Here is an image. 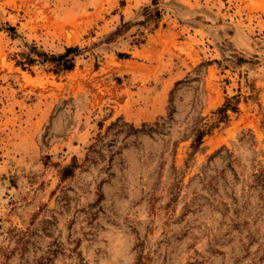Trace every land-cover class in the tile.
<instances>
[{
	"label": "rangeland",
	"instance_id": "1",
	"mask_svg": "<svg viewBox=\"0 0 264 264\" xmlns=\"http://www.w3.org/2000/svg\"><path fill=\"white\" fill-rule=\"evenodd\" d=\"M0 264H264V0H0Z\"/></svg>",
	"mask_w": 264,
	"mask_h": 264
},
{
	"label": "trees",
	"instance_id": "2",
	"mask_svg": "<svg viewBox=\"0 0 264 264\" xmlns=\"http://www.w3.org/2000/svg\"><path fill=\"white\" fill-rule=\"evenodd\" d=\"M11 30H14L11 27ZM34 51H36V48L34 47ZM78 48L77 47H67L65 48L64 53L59 54V55H55V54H48L46 52L43 53V55L45 56V58L42 60L44 63H57V67L60 70H71L74 68L75 62H74V57H70L73 53L77 52ZM22 56L24 57L23 60H20L18 63H20L21 65H23L25 67L26 64H28L29 66L32 65L33 63H37L38 59H36L35 57H33L31 54H25L22 53ZM57 60V61H56ZM56 72H59V70H55ZM231 107L230 101H226V103L224 105H222L221 107H219L216 112H214L215 115L218 116V120L217 121H224L227 119V111L228 109ZM217 122H213L208 124L207 122L198 129L197 134L193 140V147H199L202 143V140L204 138V136L208 133H210L213 129V127L216 125ZM137 130V129H135ZM78 167L76 158H74V161L63 167L62 168V177L63 178H67L71 175H73L75 168Z\"/></svg>",
	"mask_w": 264,
	"mask_h": 264
}]
</instances>
